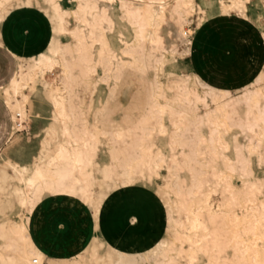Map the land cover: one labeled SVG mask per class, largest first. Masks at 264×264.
Here are the masks:
<instances>
[{"label":"rangeland","instance_id":"374dc122","mask_svg":"<svg viewBox=\"0 0 264 264\" xmlns=\"http://www.w3.org/2000/svg\"><path fill=\"white\" fill-rule=\"evenodd\" d=\"M121 1L99 2V6L107 10L108 23H103L100 30H95V38L86 40V47L93 53L95 59H100L98 53L104 48L107 49L102 54L105 57L103 63L96 64L90 77L93 86L80 84L75 90V103L80 107L87 122H92L96 113L100 114L101 119L109 121L108 125L114 129L123 121V116H131L132 122H138L139 114L147 112L136 110L134 105H143L147 102L150 90L158 102L170 103V98L174 95L172 87L176 85L177 77L187 74L189 69L197 72L203 82L214 90L228 94L223 98L224 102L242 99L247 92L260 91L264 94V32L260 33L259 41L252 34L253 30L260 32L261 25H264V0L262 8L255 7L257 0H243L245 8H233L226 13L220 11L219 0H195L196 3L209 7L204 23L198 27L197 19L202 13L196 10L181 26L174 24L171 32L168 31L167 25L163 24L158 32L161 37L159 47L150 42H142L143 45L139 44L136 47L137 42L133 41L135 27L121 6ZM222 1L225 4L230 3V0ZM62 4L70 13L75 9L74 0H63ZM30 7L38 10L41 7L40 11L43 12L46 5L40 1L39 4L32 2ZM261 9V19L257 20L256 12H260ZM74 17L73 14L67 16V28L74 29L77 25L83 28V24L77 23ZM88 31L89 28L84 29L86 34ZM179 32H183L184 38L191 40L190 53L182 55L177 53H183ZM61 38L64 43H71L70 35L66 34ZM124 42H127L129 47H134L131 51L139 63L143 62L145 70L137 69L130 64L132 61L130 55L120 54L121 49L125 48ZM242 44L244 50H250L246 56L241 52ZM111 50L120 58L108 62ZM158 58L162 62L160 65L156 63ZM123 65L124 68L121 67ZM58 69L55 67L47 74V78H53L47 79L48 82L55 83L54 78L59 76ZM212 77H215L216 81H213ZM8 83L6 78L0 79V87ZM202 90L207 89L204 87ZM25 92L31 101L30 104L27 103L28 119L22 123L18 131L14 128L11 111L0 95V229L3 230L19 222L23 213L18 209L19 194L23 190V185L4 160L9 159L32 168L41 161V158H46L54 152L60 140V126L54 119L50 103L43 96L41 86L38 85L32 93L29 90ZM158 97L160 98L157 99ZM210 104L213 106L208 102L207 108L202 104H198L196 110L193 108L194 114L189 115L187 119L195 120L188 122L186 131L177 130V125L174 124H178L182 117L179 113L173 115L172 119L167 115L156 114V119L147 116L146 124L135 123V135L126 137L127 140H123L124 142L100 136L103 144L98 146L96 156L100 166L111 162V151L115 149H118L116 152L119 158L121 153L122 157L126 158L124 155L132 150L131 146L137 135L144 134L146 143H154L152 151L158 155L156 157L158 167L153 172L134 176L126 185H120L124 178L122 167L113 165L115 184H110L111 187L107 189L105 187L100 189L97 184L93 186L91 199L96 203L97 209L90 210L96 222L110 194L119 189L127 194L122 202L123 209L128 212L127 227L123 223L122 232H118L114 238L128 239L129 245L125 247L124 240L112 242L101 239L96 234V241L102 243L100 248L102 254L107 249L112 251L116 248L117 256L129 259L133 264L157 263L161 256L154 253L155 248L167 249L165 245L159 244L163 240L171 241L174 230L187 226L184 220L186 210L180 205V200L202 198V194H199V184L203 185V191H207L219 178L223 179L222 185L211 194L207 204H202L205 207L204 212L223 213L219 211L218 205L223 201L229 203L231 197L229 190L234 189L242 204L232 206L233 210L229 214L241 216L248 213L252 218L264 215V121L259 120V127L252 134L244 133L238 127H229V130L223 133L224 145H218L216 141L211 143V127L206 123H200V120L205 121ZM185 105L182 103V106ZM182 106L175 104L173 109L180 112L184 108ZM235 107L242 116L245 114L246 106L241 100L235 103ZM253 113L257 117L261 115L260 109L257 108L253 109ZM155 120L163 126L162 132L151 130ZM127 127L129 126H124ZM171 151L175 152L174 156ZM172 159H176L178 164ZM186 160H189V163L185 164ZM233 168L236 170H231ZM47 194L49 193L45 192L42 198ZM99 196L100 200L96 202ZM249 199L250 201L245 202ZM260 225L264 230V218ZM246 227L248 225L244 223L240 230ZM71 261L72 256L52 258L45 255L44 264H71ZM202 261L200 258L197 264Z\"/></svg>","mask_w":264,"mask_h":264},{"label":"bare ground","instance_id":"6f19581e","mask_svg":"<svg viewBox=\"0 0 264 264\" xmlns=\"http://www.w3.org/2000/svg\"><path fill=\"white\" fill-rule=\"evenodd\" d=\"M40 1L46 5L42 13L50 22L52 29L48 46L38 55L26 56L27 58L16 57L18 61L16 74L8 84L0 88V95L11 111L14 128L18 131L22 123L28 119L27 103L31 102L25 91L29 90L32 93L38 85L41 86L43 96L50 103L54 119L60 126V140L54 152L46 158H41V161L34 164L32 168L19 165L9 159L4 160L23 185V190L19 194L18 208L23 213L19 222L9 229H0V264H44L45 254L36 247L30 235L29 223L32 213L40 204L45 192L65 195L80 201L89 209L96 210V203L91 199L92 188L96 184L100 189L104 187L107 189L111 187L110 184L113 185L115 177L113 165L121 166L123 169V176H121L124 178L120 185H126L131 182L132 177L153 172L158 167L156 160L158 155L152 151L154 143H146L144 134H136L131 146L132 150L124 155L126 158L122 157V153L119 158L116 152L118 149H115L111 151V162L100 166L96 160L98 146L103 144L100 136L124 142L127 140L126 137L135 135V123L136 125L146 124L148 123L146 117L156 119V114L167 115L172 119L173 115L179 113L180 116L182 115L179 123H173L177 125V130L186 131L188 122L195 120V118L187 119L189 115L194 114L193 108L196 110L198 104L207 108L208 102L213 106L210 104V110L205 114V121L200 120V123H206L211 127V143L216 141L218 145H224L223 133L228 131L229 127H238L244 133L252 134L259 127V120L264 121L263 93L247 92L242 99L224 102L223 98L228 94L214 90L203 82L196 74L197 72L189 69L187 74L177 77L176 85L172 87L174 95L170 98L171 104L158 102L152 90H150L149 100L143 105L133 104L136 110L147 112L139 114L138 122H132L131 116H123V121L117 125V129H114L108 125L109 121L101 119L98 113L94 115L92 122H87L86 118H83L80 107L75 103V90L80 84L93 86L90 77L96 64L103 63V58L105 59L102 54L107 49H102L98 53L100 59H95L93 53L86 47V40L95 38V30H100L103 23H108L107 10L101 8L99 2L111 0H74L75 9L71 13L63 6V0H0V23L10 12L30 7L32 2L39 4ZM121 2V6L135 27L133 41L137 42L136 47L145 42L154 43L159 47L161 37L158 32L163 24H166L168 31L171 32L174 24L181 26L197 10L200 14L202 13L197 19L199 27L204 23L209 11V7L202 6L195 0H122ZM262 3V0H257L255 7L262 8ZM218 6L224 13L233 8H245L243 0H230L229 4L219 0ZM69 14H73L77 23L83 24V28L77 25L74 29H68L66 20ZM261 14L262 9L256 12L255 18L260 20ZM85 28H89L87 34L84 32ZM66 34L70 35L71 43L62 41L61 37ZM179 40L183 53L177 50L176 52L181 55L190 53L191 40L184 38L183 32H179ZM124 45L125 48L121 49L120 54L130 55L132 60L130 64L137 69L145 70L143 62L139 63L138 58L131 51L134 47H129L127 42H124ZM109 54L108 62L120 58L113 50L109 51ZM156 63L160 65L161 59H156ZM55 67L59 68V76L54 78L55 83H50L47 79L51 77L47 78V74L51 73ZM121 67L124 68V65ZM204 87L206 91L202 90ZM161 97L163 98V95ZM240 100L246 106L243 116L235 107V103H239ZM182 103L186 105L182 106ZM175 104H180L184 108L176 112L173 109ZM254 108L260 109V117L253 113ZM125 125L129 127L124 128ZM151 130L162 132L163 126L155 120ZM172 155L174 156L175 152ZM172 160L178 164L176 159ZM187 162L189 163V160H186L185 164ZM222 182L221 178L215 180L207 191L202 190L203 185L200 183L199 194H202V198L180 200V205L186 210L184 220L187 226L174 230L171 241L163 240L159 244L165 245L167 249L155 248L154 253L161 256L155 264H181L182 262L197 264L200 258L203 260L200 264H264V230L260 225L264 215L252 218V215L248 213L241 216L229 214L233 210L232 206L242 204L234 189L229 190L231 195L229 203L223 201L218 205L219 211L226 212L225 214L204 212L205 207L202 204L209 202L211 194L218 190L219 186L221 187ZM227 187L230 189L229 185ZM100 197H97L95 201L98 202ZM248 201L250 199L245 202ZM244 223L248 227L240 230V226ZM96 239L94 235L86 247L72 255L71 264H133L129 259L117 256L116 248L112 251L107 249L102 254L100 252L102 243L97 242Z\"/></svg>","mask_w":264,"mask_h":264},{"label":"crops","instance_id":"0c3cea01","mask_svg":"<svg viewBox=\"0 0 264 264\" xmlns=\"http://www.w3.org/2000/svg\"><path fill=\"white\" fill-rule=\"evenodd\" d=\"M51 35L50 22L42 11L26 7L10 12L0 23V79L10 81L17 71L16 57L40 54L48 46ZM243 44L241 52L246 56L250 50H244ZM211 79L216 81L215 77ZM125 196L127 194L122 189L110 194L96 222L93 212L80 201L61 194H47L30 217V235L36 247L52 258L70 257L78 253L96 234L112 242L124 240L125 247H128V239L114 238L118 232H122L123 223L127 227L128 212L122 206Z\"/></svg>","mask_w":264,"mask_h":264},{"label":"snow or ice","instance_id":"6c2138e0","mask_svg":"<svg viewBox=\"0 0 264 264\" xmlns=\"http://www.w3.org/2000/svg\"><path fill=\"white\" fill-rule=\"evenodd\" d=\"M237 23H239V22H237ZM244 27H247V25H244ZM261 32H264V25H261L260 32H256L255 30H253V32H252V34L256 37L257 41H259ZM0 60H2V57H0Z\"/></svg>","mask_w":264,"mask_h":264}]
</instances>
